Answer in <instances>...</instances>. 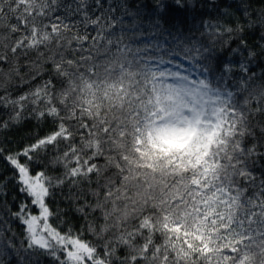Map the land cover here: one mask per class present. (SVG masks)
<instances>
[{"label": "trees", "instance_id": "16d2710c", "mask_svg": "<svg viewBox=\"0 0 264 264\" xmlns=\"http://www.w3.org/2000/svg\"><path fill=\"white\" fill-rule=\"evenodd\" d=\"M29 2L37 6L36 0ZM201 2L196 0L198 9ZM213 6L219 11L204 9L195 23L219 24L221 35L210 29L201 36L203 27L193 35L214 47L217 74L219 65L230 62L234 76L251 81L234 107L211 95L199 71H191L198 84L197 106L210 117L213 130L204 145L192 141L187 148L154 145L145 133L152 103L148 69L154 64L148 61L157 57L107 46L77 55L68 46L74 36L63 47L57 42L49 48L18 49L21 54L13 56L20 34L13 37L0 25V53L10 62L0 74V97H28L22 108L0 103V148L5 156L15 155L63 123L71 137L31 153L30 174L42 171L52 179L45 198L52 226L94 245L101 257L107 248L106 264H264V195L247 183L248 169H255L246 151L255 141L264 143V0H214ZM220 11L226 15L217 19ZM242 59L248 63L246 73L239 69ZM185 66L191 63L185 61ZM46 84L49 97L42 92L33 103L32 94ZM49 106L57 116L47 114ZM17 111L20 118L10 119ZM73 148L81 161L95 164L93 174L66 178L76 166ZM14 175L0 157V219L22 241L25 226L12 213L23 203L31 214L39 210L17 190ZM217 195L224 197L218 209L212 202ZM0 260L11 264L8 257ZM39 264L56 262L41 255Z\"/></svg>", "mask_w": 264, "mask_h": 264}, {"label": "snow or ice", "instance_id": "6c2138e0", "mask_svg": "<svg viewBox=\"0 0 264 264\" xmlns=\"http://www.w3.org/2000/svg\"><path fill=\"white\" fill-rule=\"evenodd\" d=\"M36 5L33 6L29 0H0V25L13 37L20 34L16 36V44L11 49L13 56L21 54L18 49H36L42 45L49 48L50 44L57 42L63 47L68 43L67 37L74 36L68 46L77 55H83L96 46H107L110 49L134 48L137 56L158 58L150 59L149 63L172 66V62H176L174 67L179 71H199L200 76L210 85L208 92L230 106H237V97H241L250 85L251 77L244 79L242 76L233 75L230 62L219 65L217 74V70L212 67V62L216 59L214 47L206 46L193 35L201 27L204 28L201 36L210 29L214 36L221 35L219 24L213 25L210 20L195 23L197 17L205 15L204 9L219 11L218 6H213L214 0H202L199 9L196 0H36ZM223 15L226 13L220 11L217 19ZM245 15H248L247 9ZM189 16L193 21L191 24ZM224 31L231 33L233 29L226 28ZM238 50L233 49V52ZM248 54L255 55L252 52ZM165 57L168 59L165 60ZM185 61H189L191 66L186 67ZM0 65L3 66L0 67V74L10 68L7 54L0 53ZM239 69L246 73L249 70L248 63L242 59ZM15 72L18 75L17 68ZM209 72H212L211 79ZM7 78L11 79L12 74L8 73ZM3 86L0 84V87ZM48 87L46 84L44 89H38L32 94L35 97L33 103L41 99L42 92L49 97ZM26 99L27 96H20L18 100L0 97V103L20 105L22 108L21 101ZM253 103L259 107L258 101ZM47 114L57 116L55 107L49 106ZM39 115L44 116L45 113L41 111ZM19 118V111L10 117L12 120ZM3 126L7 127V122ZM261 131L264 132V129ZM181 133V129L164 127L158 135L166 137ZM70 137L63 123H60L58 131L15 155L5 156L4 150L0 148V157H3L15 173L13 179L19 185L17 190L30 197L31 204L39 210L38 215L31 214L28 205L23 203L18 206L17 212L12 213L25 226L22 241L11 234L8 221L0 219V258L8 257L11 264H39L41 255L52 257L56 264H106V258L110 255L107 248H104L105 255L101 257L94 245L71 233L61 234L49 224L52 213L45 198L50 195L52 179L46 177L42 171L30 174L28 162L32 160L31 153L54 144L58 138L67 140ZM71 151L76 166L65 173L66 178H84L93 174L95 164L89 163V160L81 161L74 148ZM246 151L254 158L255 169H248L251 176L247 183L264 195V143L255 141ZM21 156L26 158L25 162L20 160ZM64 156L67 157L68 153ZM73 182L75 183L74 179ZM0 195H4L2 188ZM4 208H7L6 204ZM0 264H3L2 260Z\"/></svg>", "mask_w": 264, "mask_h": 264}, {"label": "rangeland", "instance_id": "374dc122", "mask_svg": "<svg viewBox=\"0 0 264 264\" xmlns=\"http://www.w3.org/2000/svg\"><path fill=\"white\" fill-rule=\"evenodd\" d=\"M174 65V62L172 66L154 63L148 69L152 103L146 118L145 133L150 142L158 146L187 148L192 141L204 145L211 138L213 128L210 117L197 106L196 78L191 70L179 71ZM164 127L178 128L182 133L160 137L158 133ZM223 200L221 195L215 197L212 202L216 209ZM213 219L219 218L215 215ZM48 222L52 226L50 217Z\"/></svg>", "mask_w": 264, "mask_h": 264}]
</instances>
